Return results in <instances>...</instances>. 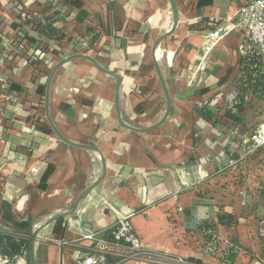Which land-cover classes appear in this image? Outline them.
<instances>
[{
    "label": "crops",
    "instance_id": "0c3cea01",
    "mask_svg": "<svg viewBox=\"0 0 264 264\" xmlns=\"http://www.w3.org/2000/svg\"><path fill=\"white\" fill-rule=\"evenodd\" d=\"M175 1L178 28L155 53L171 99L160 127L143 134L121 127L115 82L91 63L74 60L55 74L54 125L68 140L97 147L107 172L74 217L40 233L37 264H75L93 255L86 236L108 241L105 232L124 216L146 252L194 264H263L264 147L228 165L240 140L264 131V102L248 99L240 124L224 115L237 97L240 58L251 48L234 29L248 0ZM20 2L0 0V230L9 218L31 220L34 230L72 210L100 175L98 156L61 141L46 119V86L59 62L86 54L117 74L121 116L129 125L148 128L165 113L152 48L171 29L169 0ZM81 10L89 16L79 23ZM44 24L66 38L44 42ZM87 27L99 35L93 46L81 35ZM207 103L215 108L212 121L200 116ZM130 252L114 246L107 264H159L146 256L123 261Z\"/></svg>",
    "mask_w": 264,
    "mask_h": 264
},
{
    "label": "trees",
    "instance_id": "16d2710c",
    "mask_svg": "<svg viewBox=\"0 0 264 264\" xmlns=\"http://www.w3.org/2000/svg\"><path fill=\"white\" fill-rule=\"evenodd\" d=\"M20 1L21 0H13V3L21 5ZM78 4L79 3L76 1L75 5ZM0 6L2 7L1 3ZM22 11L23 10H21L20 13H22ZM88 16L89 15L86 12L84 13L81 10L76 19L79 23H82L88 18ZM26 20L28 21L27 18ZM90 34H93V36L91 37ZM39 35L44 42L59 41L66 38L65 33L48 24H44L40 27ZM81 35L89 41V45L91 46H93L99 36L97 30L93 27H87L86 32H83ZM32 46L33 43H27L25 47L29 48ZM31 63H33L34 67H36L39 60L34 62L32 61ZM233 87L237 93V97L231 105L225 108L224 115L226 119L240 124L242 120L238 114L243 110L248 99L258 98L264 102V54L260 50L253 47L241 56L240 73L235 79ZM200 116L206 121H212L215 116V108L210 107L209 103H207L200 110ZM239 154L240 149L234 151L232 159L238 160ZM240 177L241 176L239 174L238 178ZM3 226L4 228L0 230V256L6 258L8 260V264H17L21 258H25L29 262L31 236L33 232L32 221L28 220L18 222L9 218L7 220H3ZM115 232L116 226L106 231L104 238H106L112 246L125 245L124 242L115 240ZM209 240L216 241L212 234H210ZM148 257L151 261H159L155 256L148 255ZM187 263L194 264L190 261H187Z\"/></svg>",
    "mask_w": 264,
    "mask_h": 264
},
{
    "label": "built area",
    "instance_id": "2783aa9c",
    "mask_svg": "<svg viewBox=\"0 0 264 264\" xmlns=\"http://www.w3.org/2000/svg\"><path fill=\"white\" fill-rule=\"evenodd\" d=\"M234 29L239 35L247 38L249 48L255 47L264 54V0H248L238 11ZM247 48L245 51L248 50ZM239 144V158L238 160H230L228 167H235L263 148L264 131L252 133L247 139L240 140ZM115 226V240L122 241L125 245L130 246V255L129 257H123V261L128 259L138 260L145 256L149 259V255L155 256L159 260H150L152 263L170 264L172 262V264H188L187 260L183 258H173L164 254L146 252L140 239L134 234L130 216H124ZM260 234L264 239V220L260 223ZM86 239L94 244L95 253L77 260L75 264H107L109 257L113 254L114 246L102 238H97L94 234L86 236ZM0 264H8V260L0 256Z\"/></svg>",
    "mask_w": 264,
    "mask_h": 264
},
{
    "label": "water",
    "instance_id": "95a60500",
    "mask_svg": "<svg viewBox=\"0 0 264 264\" xmlns=\"http://www.w3.org/2000/svg\"><path fill=\"white\" fill-rule=\"evenodd\" d=\"M169 3L171 5V10H172V26L171 29L169 30V32L165 35L162 36L161 38H159L153 48H152V58H153V62L155 65V69L156 72L159 76V80L163 89V93L165 96V113L163 118L156 124L148 127V128H137L134 127L132 125H129L127 123H125L122 120V116H121V111H120V94H121V78L115 74L114 72L104 68L98 61H96L94 58H92L89 55L86 54H77V55H73L70 56L64 60H62L61 62H59L56 67L54 68L52 74L49 77L47 86H46V95H45V110H46V119L50 125V127L52 128L53 132L55 133V135L64 143H66L69 146L72 147H76V148H81L84 150H87L89 152H92L94 154H96L100 160L101 163V172L100 175L98 176V178L95 180V182L93 184H91L76 200L74 207L72 210L70 211H65V212H61L59 214H56L52 217H50L48 220H46L41 226L35 228L32 232V236H31V248H30V264H37V260H36V243H37V239L40 235V233L47 227H49L50 225H52L54 222L60 220V219H64V218H68V217H74L82 208V206L84 205L85 201L88 199V197L90 196V194L92 193V191L104 180L105 176H106V172H107V165H106V161L105 158L103 156V153L95 146L92 145H84V144H77L74 143L70 140H68L66 137H64L60 131L57 129V127L54 125L51 117H50V113H49V105H50V92H51V85H52V81L53 78L55 76V74L57 73V71L64 66L65 64L74 61V60H85L89 63H91L95 69L97 71H99L102 74H105L109 77H111L116 85V92H115V109L118 115V119H119V124L121 127L130 130L132 132L138 133V134H143V133H147V132H151L154 129L160 127L165 121L166 119L169 117L170 112H171V99H170V93L168 90V86L167 83L165 81V78L163 76L162 73V69L161 67L157 64L156 62V57H155V53L156 50L159 48V46L161 45V43L169 38L170 36H172L177 28H178V24H179V20H180V12L178 9V6L176 4L175 0H169Z\"/></svg>",
    "mask_w": 264,
    "mask_h": 264
}]
</instances>
